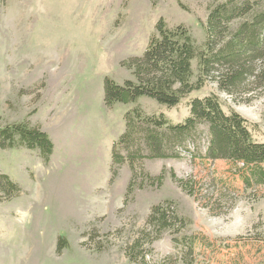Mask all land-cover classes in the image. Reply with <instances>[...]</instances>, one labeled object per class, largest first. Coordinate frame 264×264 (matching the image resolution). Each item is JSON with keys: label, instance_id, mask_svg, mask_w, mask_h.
<instances>
[{"label": "rangeland", "instance_id": "374dc122", "mask_svg": "<svg viewBox=\"0 0 264 264\" xmlns=\"http://www.w3.org/2000/svg\"><path fill=\"white\" fill-rule=\"evenodd\" d=\"M226 1L0 0V129L25 123L54 145L46 163L0 151V174L18 189L0 191V264H264V184L205 160V136L189 156L142 159L134 172L111 162L129 109L180 123L189 97L109 109L105 80H133L123 64L143 55L158 23L185 26L201 45L208 8ZM254 90L229 96L208 81L190 98L216 94L263 141L264 91ZM156 206L167 208L163 225L148 224Z\"/></svg>", "mask_w": 264, "mask_h": 264}, {"label": "trees", "instance_id": "16d2710c", "mask_svg": "<svg viewBox=\"0 0 264 264\" xmlns=\"http://www.w3.org/2000/svg\"><path fill=\"white\" fill-rule=\"evenodd\" d=\"M205 24V41L197 45L185 26L158 23L143 55L123 64L133 80L121 85L105 80L103 104L109 109L115 104H136L142 97L173 108L189 97L188 115L180 123L169 122L162 114H145L137 105L129 109L125 130L112 148V168L127 164L134 172L135 162L142 159L189 156L190 150L194 152L191 142L197 143L203 135L205 160L226 161L235 168L240 165L246 186L264 184V140L254 139L256 125L231 108L224 109L225 104L214 93L190 98L208 81L229 96L249 94V89L264 91V0H227L212 6ZM5 149L37 151L46 163L54 145L45 132L20 123L0 129V151ZM184 187L186 184L183 191L191 196L193 192ZM17 190L0 174L2 193ZM167 216V208L156 206L148 224L156 219V224L163 225ZM174 241L181 242L180 238ZM63 242L59 240L58 252ZM185 252L189 254V250ZM135 260L144 264L142 255Z\"/></svg>", "mask_w": 264, "mask_h": 264}]
</instances>
